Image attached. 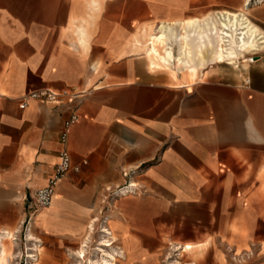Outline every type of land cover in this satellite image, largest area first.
Instances as JSON below:
<instances>
[{
  "label": "crops",
  "instance_id": "1",
  "mask_svg": "<svg viewBox=\"0 0 264 264\" xmlns=\"http://www.w3.org/2000/svg\"><path fill=\"white\" fill-rule=\"evenodd\" d=\"M211 8V0H0V235L27 220L65 147L78 171L31 220L60 252L90 237L105 189L132 170L137 193L106 213L122 264H161L171 253L189 254L187 264H264V52L244 75L223 73L207 40L215 12L226 11ZM162 23L203 40L191 45L188 69L176 47L166 56ZM259 30L262 49L252 53L264 50ZM46 89L85 94L20 108ZM73 112L79 120L63 146Z\"/></svg>",
  "mask_w": 264,
  "mask_h": 264
},
{
  "label": "rangeland",
  "instance_id": "2",
  "mask_svg": "<svg viewBox=\"0 0 264 264\" xmlns=\"http://www.w3.org/2000/svg\"><path fill=\"white\" fill-rule=\"evenodd\" d=\"M245 2V6H243ZM212 8L210 10H225L227 12H238L243 10L244 13L247 12L248 9H250L249 12V18L250 20L257 25L263 32H264V0H211ZM245 9V11H244ZM208 11V10H207ZM252 12H259L257 14V18L253 19ZM202 13H196L188 16H201ZM216 13V12H215ZM263 51L251 56L256 57L254 60H258L257 58L263 55ZM256 53V52H255ZM253 54L247 53L245 54L247 57H250V55ZM238 57L236 59V63L229 64V62H224L222 64H217L216 66L221 67L222 72L225 73L228 76H234L238 77L239 75H244L247 70L251 67L253 63H241V57L242 55L237 54ZM227 63V64H226ZM241 63V64H240ZM107 195V194H106ZM111 204V201L109 197L107 199L102 198V208L100 210L99 216H93V219H97V222L95 223L94 227L92 228L90 237L84 241L82 245L86 244V248H81V241L76 244V247L70 248V249H63L60 252V248H58L55 244L45 242L43 240H40L36 234L32 230V235L35 241H29L27 237V232L25 230V226H22L20 228L15 227L13 229H10V233L14 238L12 241V236L9 242V247L7 249V264H100L102 259V253L99 252V245L102 243V241H111L115 242L116 238L111 230H108L106 227V213L109 209V206ZM21 226V224H20ZM103 229H107L105 231H102ZM18 231V232H17ZM110 233V234H108ZM110 236H108V235ZM29 237H31V234H29ZM31 240V238H30ZM37 241V242H36ZM81 245V246H82ZM13 246L12 249H10ZM42 247V249H41ZM80 247V248H79ZM84 249L85 251V258L83 261H79L73 254L77 249ZM112 248L114 250V254L120 255L121 252L118 250H115L114 244L112 245ZM78 249V250H79ZM110 250L109 248H107ZM223 251V255L225 257V260L227 262L233 260L234 252L232 248L224 247L221 248ZM77 250V251H78ZM249 250L247 254H252L255 258L258 254L256 247H250L247 248ZM170 253V252H169ZM33 255V256H31ZM244 255V253H243ZM167 259L165 262L161 264H170V261H173L175 259H178L179 264H187L192 262V257L189 254L186 253H171L170 255L167 254ZM246 257V254H245ZM100 258V259H99ZM252 260V259H251ZM2 264V262H0ZM116 264H122L121 261L118 259ZM159 264V263H158ZM172 264H176L175 262ZM244 264H250L249 261Z\"/></svg>",
  "mask_w": 264,
  "mask_h": 264
},
{
  "label": "bare ground",
  "instance_id": "3",
  "mask_svg": "<svg viewBox=\"0 0 264 264\" xmlns=\"http://www.w3.org/2000/svg\"><path fill=\"white\" fill-rule=\"evenodd\" d=\"M211 22V30L209 32L210 39L207 40V44L208 46L213 47L212 54L213 60L215 62L223 63L228 61L229 64H235L237 62V54H243V56L241 57V63L255 62L254 58L256 57L251 56L257 53L251 54L250 57H247L245 54L251 53L255 50L258 51V49H262L259 40L261 32L259 28L251 23L243 10L238 12H217L214 14ZM158 32L159 40L165 47L164 52H166V56L168 57V59H173L172 50L176 47L179 52L178 60L180 64L183 65L184 69H188V60L190 57V50L192 48L191 45H196L197 41L203 40L199 39L195 42L190 41L189 32L185 28H183L178 35L177 30L172 23H162L159 27ZM92 228L93 226L89 230L91 231ZM105 230L107 229H103L102 231ZM31 232V230L28 232L27 237L29 241L33 242L36 239L33 240L32 237H29V234H32ZM11 236L12 234L10 232H5L3 234L1 233L0 235V262H2V264H7V249L9 247ZM13 238L14 233L12 236V241ZM112 241L113 239H111V241L103 240L99 245V252L102 253L100 264H116L119 258H123L121 254L118 255V253H113L114 250L112 248V244L114 242ZM185 247V249L190 250L189 246ZM81 248H86V244L82 245ZM107 248H109L110 250H108ZM73 255L79 261H83V259L85 258V251L84 249H79ZM174 262L176 264H179L178 259L170 261V264Z\"/></svg>",
  "mask_w": 264,
  "mask_h": 264
},
{
  "label": "built area",
  "instance_id": "4",
  "mask_svg": "<svg viewBox=\"0 0 264 264\" xmlns=\"http://www.w3.org/2000/svg\"><path fill=\"white\" fill-rule=\"evenodd\" d=\"M84 94V92H56L49 89L33 91L29 93L21 102L20 108H25L27 100H35L42 104H59L65 100L66 103L72 104L77 99L83 97ZM78 120V115L73 112L64 121L63 130L59 135V141L63 146H65L67 142L72 126L76 124ZM71 170L78 171V168L72 166L69 151L65 147H63L58 153V162L54 167L52 175L48 179L47 185L41 189L36 190L31 198V201L29 202L28 209L30 210V212L28 214L27 220L25 222H22L20 226H25V230L27 233L31 230V220L34 212L38 209L47 208L51 204L55 188L62 182V180ZM132 176V170H122V177L124 179L123 184L116 187L114 190L106 188L105 193L107 195L104 197V199H107V197H109L110 201L112 202L114 199L122 196L135 195L137 193L138 186L136 183L132 182Z\"/></svg>",
  "mask_w": 264,
  "mask_h": 264
}]
</instances>
